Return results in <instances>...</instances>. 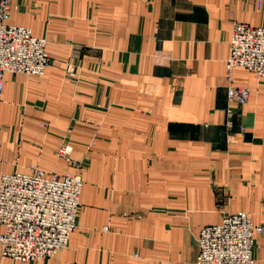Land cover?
<instances>
[{
  "label": "crops",
  "instance_id": "obj_1",
  "mask_svg": "<svg viewBox=\"0 0 264 264\" xmlns=\"http://www.w3.org/2000/svg\"><path fill=\"white\" fill-rule=\"evenodd\" d=\"M256 1L10 0L50 64L3 75L0 176L83 182L67 246L29 264H195L200 230L241 211L264 264V78L234 71L243 104L225 78L233 22L264 27Z\"/></svg>",
  "mask_w": 264,
  "mask_h": 264
},
{
  "label": "built area",
  "instance_id": "obj_2",
  "mask_svg": "<svg viewBox=\"0 0 264 264\" xmlns=\"http://www.w3.org/2000/svg\"><path fill=\"white\" fill-rule=\"evenodd\" d=\"M256 2L259 6L262 0ZM9 8L10 0H0V98L5 73L41 76L50 64L45 38L34 36L29 27L5 23ZM238 68L264 78L263 26L232 24L225 62L227 98L243 104L250 97L249 88L230 84ZM59 152L66 156L69 147ZM82 184L78 173L46 174L33 167L29 173L2 174L0 254L29 264L65 248L76 226ZM262 231L246 212L227 214L220 223L200 230L195 264H255V234Z\"/></svg>",
  "mask_w": 264,
  "mask_h": 264
}]
</instances>
